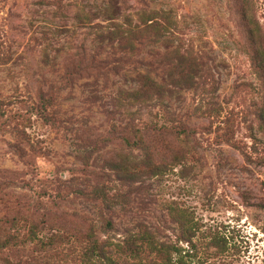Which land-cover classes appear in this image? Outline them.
Listing matches in <instances>:
<instances>
[{
  "label": "rangeland",
  "instance_id": "rangeland-1",
  "mask_svg": "<svg viewBox=\"0 0 264 264\" xmlns=\"http://www.w3.org/2000/svg\"><path fill=\"white\" fill-rule=\"evenodd\" d=\"M160 10L172 43L143 31ZM263 52L264 0H0V264H85L90 234L145 231L174 261L264 264ZM128 124L148 125L142 152Z\"/></svg>",
  "mask_w": 264,
  "mask_h": 264
},
{
  "label": "trees",
  "instance_id": "trees-1",
  "mask_svg": "<svg viewBox=\"0 0 264 264\" xmlns=\"http://www.w3.org/2000/svg\"><path fill=\"white\" fill-rule=\"evenodd\" d=\"M142 18L144 26L143 31L146 30L150 33H153L154 36L157 39L162 40L163 43H172V41H174L173 29H176V22L172 21L173 19L170 11H152L147 15L144 14V17L142 16ZM247 22V34H249L250 37L255 35L254 37L256 38L259 33L263 34V31L258 23L250 20ZM119 33L117 32V34ZM175 55L182 61L187 60L186 58H184L186 56H179L178 51H176ZM262 57L264 58V52L262 53ZM192 63L193 67L189 71L187 70L182 73L183 77H185L186 74L188 75L187 78L190 84H194V76H196L200 72L201 68L199 69L198 67L199 65H202L196 62L195 59H192ZM172 76V74H169L165 78L163 77L161 79V82L147 77V83H145V86L139 83V87H137V89L122 92L116 99L115 106H118L119 104L133 105L138 103L141 99L149 100L154 95L162 98V96H164L166 92L169 93L171 91L167 89L164 84ZM262 80L264 83V77L262 78ZM177 86L181 85L178 84ZM258 118L262 124V130L264 131V94L262 97V107L259 110ZM146 126L148 125L137 126L128 124L127 128L129 134H134V140L131 144L129 143V141H126V143H129L128 147L134 146L133 148L140 152L145 149L146 139L144 138V135L146 133ZM150 129L152 130V128ZM145 162L146 164L143 166L145 168H148L150 171H153L154 169L160 170L162 167H164V164H155L154 166L152 159H148ZM117 168H120L119 170L122 172L124 170L122 166H118ZM124 171H127V168ZM88 196L92 200L101 201L102 203H106V201H108L106 195L103 192H97V190L92 191L88 194ZM187 232L188 228L185 227L182 236L186 235ZM89 238L91 239L89 240V245L81 257L82 261L85 264H118L115 260V256H113L114 254L120 257L124 256L122 257V263L124 264H146V262L143 261L141 255H145V259H147L148 256L152 257V254L156 256V259H158V261L156 260L155 262L154 260H150L147 264H185V262L182 260L174 261L172 259L171 251H174L176 253L179 252L181 254L182 250L180 248L170 244L161 243L160 241L156 240V238L149 231L126 236L120 242L112 245L111 243L101 242L97 239H94L92 234H90ZM128 258H130L132 262L128 261Z\"/></svg>",
  "mask_w": 264,
  "mask_h": 264
}]
</instances>
